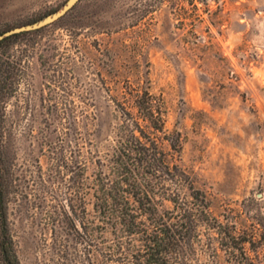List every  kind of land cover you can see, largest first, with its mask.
<instances>
[{"label":"rangeland","instance_id":"obj_1","mask_svg":"<svg viewBox=\"0 0 264 264\" xmlns=\"http://www.w3.org/2000/svg\"><path fill=\"white\" fill-rule=\"evenodd\" d=\"M66 2L0 0V35ZM10 52L15 75L2 105L21 264H59L44 237L47 111L93 112L105 143L116 112L147 89L180 136L175 162L249 240V258L221 252L220 264H264V0H80Z\"/></svg>","mask_w":264,"mask_h":264},{"label":"trees","instance_id":"obj_2","mask_svg":"<svg viewBox=\"0 0 264 264\" xmlns=\"http://www.w3.org/2000/svg\"><path fill=\"white\" fill-rule=\"evenodd\" d=\"M43 28L0 40V264H21L9 218L16 185L2 105L15 75L10 49ZM134 101L116 112L105 143L93 112L47 111L44 237L59 264H200L203 255L201 264H220L221 252L249 258L236 222L215 215L208 193L175 162L181 139L168 133L158 98L147 89Z\"/></svg>","mask_w":264,"mask_h":264},{"label":"water","instance_id":"obj_3","mask_svg":"<svg viewBox=\"0 0 264 264\" xmlns=\"http://www.w3.org/2000/svg\"><path fill=\"white\" fill-rule=\"evenodd\" d=\"M79 2L80 0H67V2L60 9L56 10L51 14H48L47 16L41 18L40 20L24 26L16 27L14 29L2 33L0 35V40L16 33H20L23 31L37 30L45 26L51 25L56 21H58L59 19L66 16Z\"/></svg>","mask_w":264,"mask_h":264}]
</instances>
